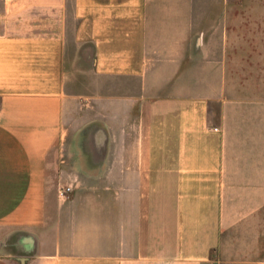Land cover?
<instances>
[{
    "label": "crops",
    "instance_id": "0c3cea01",
    "mask_svg": "<svg viewBox=\"0 0 264 264\" xmlns=\"http://www.w3.org/2000/svg\"><path fill=\"white\" fill-rule=\"evenodd\" d=\"M228 3L0 0V264H210L258 240L264 114L210 62L242 24Z\"/></svg>",
    "mask_w": 264,
    "mask_h": 264
},
{
    "label": "rangeland",
    "instance_id": "374dc122",
    "mask_svg": "<svg viewBox=\"0 0 264 264\" xmlns=\"http://www.w3.org/2000/svg\"><path fill=\"white\" fill-rule=\"evenodd\" d=\"M228 2V7L234 2L240 7L228 8V18L242 19V24L227 26L226 56L221 57L220 63L217 57L210 62L226 66L223 77L227 95L259 100L261 116L264 114V0ZM209 77L213 79L214 75ZM260 231H264V218H260ZM232 245L229 242L227 251L212 253L210 264H264V232H260L256 242L238 241L234 249Z\"/></svg>",
    "mask_w": 264,
    "mask_h": 264
},
{
    "label": "built area",
    "instance_id": "2783aa9c",
    "mask_svg": "<svg viewBox=\"0 0 264 264\" xmlns=\"http://www.w3.org/2000/svg\"><path fill=\"white\" fill-rule=\"evenodd\" d=\"M71 187L69 185H63L58 187L57 193L61 196L66 195L70 191Z\"/></svg>",
    "mask_w": 264,
    "mask_h": 264
}]
</instances>
